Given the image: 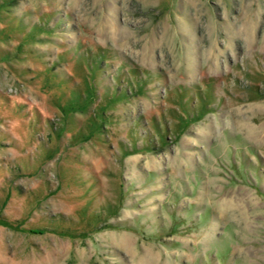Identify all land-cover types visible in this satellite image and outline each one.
I'll use <instances>...</instances> for the list:
<instances>
[{
  "label": "rangeland",
  "instance_id": "obj_1",
  "mask_svg": "<svg viewBox=\"0 0 264 264\" xmlns=\"http://www.w3.org/2000/svg\"><path fill=\"white\" fill-rule=\"evenodd\" d=\"M0 264H264V0H0Z\"/></svg>",
  "mask_w": 264,
  "mask_h": 264
},
{
  "label": "bare ground",
  "instance_id": "obj_2",
  "mask_svg": "<svg viewBox=\"0 0 264 264\" xmlns=\"http://www.w3.org/2000/svg\"><path fill=\"white\" fill-rule=\"evenodd\" d=\"M146 261H147V260H143V259H141V262H142V263H145ZM147 262H148V261H147Z\"/></svg>",
  "mask_w": 264,
  "mask_h": 264
}]
</instances>
